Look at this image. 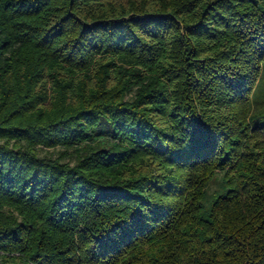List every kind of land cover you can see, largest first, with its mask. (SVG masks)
I'll list each match as a JSON object with an SVG mask.
<instances>
[{
  "label": "trees",
  "instance_id": "trees-1",
  "mask_svg": "<svg viewBox=\"0 0 264 264\" xmlns=\"http://www.w3.org/2000/svg\"><path fill=\"white\" fill-rule=\"evenodd\" d=\"M262 77L264 0H0V264H264Z\"/></svg>",
  "mask_w": 264,
  "mask_h": 264
},
{
  "label": "rangeland",
  "instance_id": "rangeland-1",
  "mask_svg": "<svg viewBox=\"0 0 264 264\" xmlns=\"http://www.w3.org/2000/svg\"><path fill=\"white\" fill-rule=\"evenodd\" d=\"M130 96V95H129ZM254 109L256 111H264V77H262L261 87L256 90L255 97L253 99ZM220 173H215L209 181L208 190L213 191L219 184Z\"/></svg>",
  "mask_w": 264,
  "mask_h": 264
}]
</instances>
